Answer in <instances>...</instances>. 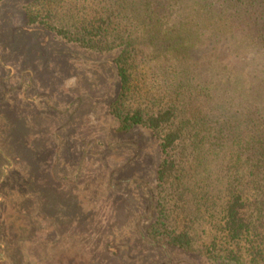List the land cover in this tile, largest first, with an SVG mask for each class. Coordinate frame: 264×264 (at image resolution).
I'll return each instance as SVG.
<instances>
[{"label": "trees", "instance_id": "trees-1", "mask_svg": "<svg viewBox=\"0 0 264 264\" xmlns=\"http://www.w3.org/2000/svg\"><path fill=\"white\" fill-rule=\"evenodd\" d=\"M13 17L12 36L109 56V116L160 154L148 244L193 249L206 232L209 261L264 264V0H0Z\"/></svg>", "mask_w": 264, "mask_h": 264}, {"label": "rangeland", "instance_id": "rangeland-1", "mask_svg": "<svg viewBox=\"0 0 264 264\" xmlns=\"http://www.w3.org/2000/svg\"><path fill=\"white\" fill-rule=\"evenodd\" d=\"M14 18L0 23V264H216L206 232L193 249L148 244L160 154L150 131L109 116V56L12 36Z\"/></svg>", "mask_w": 264, "mask_h": 264}]
</instances>
